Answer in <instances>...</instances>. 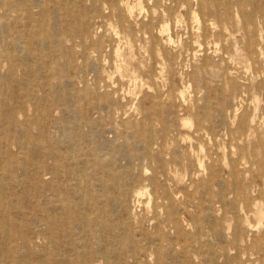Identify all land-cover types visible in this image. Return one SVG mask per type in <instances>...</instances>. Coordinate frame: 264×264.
Here are the masks:
<instances>
[{
  "label": "rangeland",
  "instance_id": "374dc122",
  "mask_svg": "<svg viewBox=\"0 0 264 264\" xmlns=\"http://www.w3.org/2000/svg\"><path fill=\"white\" fill-rule=\"evenodd\" d=\"M201 1L207 9L200 8ZM237 1H62L69 15H83L89 35L66 42L62 50L71 55L63 56L56 45L39 46L34 36L40 22L53 24L62 10L43 16L42 1L22 0L30 14H11L0 0V49H15L17 55L0 63V84L13 67L0 92V184L3 200L17 202L7 211L11 221H20V204L28 214L20 227L32 237L26 252L32 253L16 251L21 261H15L12 252L6 264H67L72 259L70 247L80 230L74 228L72 244L64 245L67 239L55 232L56 225L55 241L49 244L46 225L53 216L60 220L64 196L78 203L76 214L86 213L82 172L94 183L102 166H123L124 152L118 148L131 142L135 130L150 132L152 150H161L166 159L175 152L179 162L162 171L149 158L136 160L137 187L145 192L138 204L133 193L128 196L127 210L120 212L114 203L108 208V194L91 186L105 219L125 217L144 247L151 244L139 239L142 234L161 239L163 252L148 248L127 264H156L160 258L164 264H264V0H241L238 10ZM56 2L44 0L47 8ZM251 13L253 25H244V14ZM73 24L69 29L75 33ZM96 41L99 49L84 53ZM26 42L32 53L26 52ZM49 144L73 170L67 182L59 178L57 189L49 188L53 160L43 156ZM29 157L34 163L28 162L26 172L18 162ZM151 177L158 181L156 189ZM95 212L94 207L92 216ZM168 212L175 222H166ZM236 233L241 234L237 242Z\"/></svg>",
  "mask_w": 264,
  "mask_h": 264
},
{
  "label": "bare ground",
  "instance_id": "6f19581e",
  "mask_svg": "<svg viewBox=\"0 0 264 264\" xmlns=\"http://www.w3.org/2000/svg\"><path fill=\"white\" fill-rule=\"evenodd\" d=\"M18 1L22 2V0H18ZM40 1H42V2H40L39 6H40V9H41L43 16L50 15V14L57 15L55 12L58 10H62V13L58 16L59 17L58 20L55 21L53 24L45 23L44 21H42L38 24L40 29L38 30V32H36V35H34L36 37V42L38 43L39 46H43V45H47V44L56 45L58 48V51H62L61 53L63 54V56H67L68 54L71 55V50H69V51L62 50L63 48L65 49L66 42L73 41L74 39H77V38H85L86 39L89 36L85 32L86 30L83 29V25L85 23L84 22L85 19H84L83 15L82 14L69 15L70 10L64 4H60V2L67 1V0H56L57 2L55 3L54 7H52V8H47V6L44 4V0H40ZM81 1H84V0H81ZM104 1H106V0H91V3H93V4L95 2H101L102 3ZM253 1H255V0H253ZM1 2H2V4L8 6L9 9L11 8L9 11L11 14L23 12V13H26V15H29L31 12L30 8H29V4L26 2H22V3L20 2V3H14V4L9 2L8 0H1ZM106 5H108V4L106 3ZM240 5H243V3L241 0H238L237 1V10L242 8V6H240ZM223 6H224L223 12H227L229 10V5L227 3H225ZM200 8L202 10L207 9L208 8L207 2L201 1L200 2ZM213 13L219 18L221 17V14L218 13V9H215L213 11ZM71 16H72V20L75 17V21L73 20V22L75 24H73L70 21ZM114 17H116V16H114ZM253 19H254V16L252 13L251 14H244V22H243L244 25H247V24L253 25V22H254ZM2 21H4V20H2ZM2 21L0 20V26L3 25ZM72 24H73V26L76 25V28H78V29H76L75 33H72L71 29H69V27ZM51 31H53L54 33H50ZM60 32H62L61 36L58 34ZM215 41H217V40H215ZM96 42L97 43H95V44H90L92 47L87 45V47L84 48V53H86V52L89 53L90 50L95 51L96 49H99L98 41H96ZM16 43H17V41L14 40L13 42H11V45L14 46ZM27 43L28 42L25 43L26 52L29 51L30 53H32V47H31L32 45H31V43H28V44ZM217 43H218V41H217ZM26 44H27V46H26ZM123 45H124V43H123ZM14 50L15 49L12 50V48L9 50L8 49H0V63L2 62L1 60L7 61L9 63L10 61L17 59V55L14 54V52H13ZM222 55H224V54H222ZM199 56H201V55H199ZM12 74H13V67H10L7 70L6 76L3 75L1 77L2 83L0 84V92H3V94H4V90L6 88L5 81L7 82V79ZM10 79H12V77ZM26 80H27V78H26ZM138 80H139V78H138ZM196 83H197V81H196ZM211 83L214 84V82H211ZM219 84H220V82H219ZM0 108H1V105H0ZM158 109H160V108L158 107ZM258 111H260V110H258ZM123 124H125V123H123ZM129 126H130V124H129ZM68 135H69L68 137L70 139L74 138L72 133H70ZM227 142H230V141H227ZM153 143H154V140L151 137L150 132H148L147 130H135V131H133V135L131 137V142L126 141L123 144V146L118 148V150H120L121 152H124L123 153L124 154L123 166H120V168L117 170H116V168L111 166V164L106 165V166H102L101 167L102 175L94 183L90 180V177H89L90 175L82 172L81 179L84 181V188H83V196L81 197V200H82L81 204L84 206V209L86 210V213L83 210L84 215L79 216V213L76 214V207H78V203L73 202L72 198H70L69 196H64L62 198L61 205L58 207L60 210V213H61L60 220H58L59 217L53 216V218H51V220L48 221V223L46 225L47 230H48L47 242L50 244V243H53L55 241L54 234L56 232L58 235H63L64 239H67L66 242L64 243V245H66V244L71 245L72 244L71 238L73 236L74 228H77L80 230L79 231V237L74 238V239L72 238L73 241L77 240L76 241L77 243L75 242V246L70 247V250L73 251V253H72L73 257H72V259H68L67 264H93V263L97 262L98 260H103V264H127V261L130 258L132 259V262L135 263V261H133V260H136L137 256L142 251H145L148 248L151 249L152 251L156 252V253L163 252L164 247L161 246V239L157 240V239L151 237V235H153L151 233H149V235L148 234H142L139 238V239L144 238V240H146L148 242V244H151V245H148V247H144L142 244H140L138 239H136V237H134L133 232L131 234V228L129 227V225L124 222L125 217L124 218L119 217V219H121V220L115 219L113 221L109 220L108 218L105 219V217L102 215V211H100V210H102L103 206H101V204L97 202L98 199L95 200V196H93L92 189H91V186L93 185L96 188H100L104 194H108V199L110 202L108 204V208H111L110 206H113L112 204L114 203L113 208H115V210L119 211V212L122 210H127V203L126 202H127L128 196L132 195V193L135 196V198L137 199L135 203L138 204L140 202L139 197L144 194L145 188L137 187L138 183L140 181V177L138 174H136L134 172L135 161L143 159V158H149L152 161L158 162V166L162 169V171H166V169L169 167L170 164H176L177 162H179V156L176 155L175 152L170 153V158L166 159V158H164L161 150H158V151L152 150L151 146ZM49 145H50L49 147L44 148L43 156L44 157L46 156L49 159L53 160L52 169H53L54 176L51 179L52 182L50 183L49 188L50 189H57L59 187L58 184H60V182H58L59 178L65 180L67 182L69 175L73 172V170L66 163V157H63V155L59 151L53 150L51 148V146H52L51 144H49ZM32 154H33V151L31 152L30 155H32ZM101 156H103V155H101ZM28 162L34 163L33 158L29 157V161H26L25 159H23L22 161L18 162V164L21 165V168H23L27 172ZM84 164H85V162H84ZM221 167H222V165L220 166V168ZM251 169H252V167H251ZM4 171L9 172L11 170H10V168H7V169H4ZM151 180H152L153 188L156 189V186L158 184L157 179L155 177H151ZM4 189H5L4 186L2 184H0V219H1V221H0V264H6L7 258L9 255L12 254V252L15 253L12 255V259L15 261H21V260H19L20 257H18L16 255V253H17L16 251H18V253L20 251H24L26 253L30 249V243H31V238H32V237L27 238L26 236H24V233L26 231L24 229H21V227H20L21 225H25L28 221V214L24 210L25 208L22 207L20 204H19V207L17 209V211H18L17 212L18 213L17 219H20V221H18L19 223L11 221L10 215L7 213V211L9 209V207L17 205V202L16 203L13 202V200L11 198L9 199V201L3 200L4 194H5L3 191ZM41 192L42 191L38 190V191H36L35 194H40ZM73 192L78 193V189L73 188ZM27 194L28 193L24 194V196H26ZM38 207H39V205H38ZM94 207H95L96 212H95V215L92 216L91 211L93 210ZM259 213H260L259 214L260 216L263 215L261 211ZM127 216H129L128 213H127ZM198 216H199V214H198ZM17 219H15V220H17ZM40 221L41 220L38 219V221H36V222H40ZM173 221H174L173 212H168L167 217H166V222H173ZM124 224H125V229H124ZM56 225H58L59 229H58V231L54 232L53 230H54V227ZM134 227H135V224H134ZM70 229H71V232H70ZM82 231L84 232V234L81 235ZM97 232H99V234H97ZM35 235H37V234H35ZM240 235L241 234H239V233H236L234 235L235 236L234 237L235 242H237L240 239ZM37 236H39V235H37ZM37 238H42V237H37ZM91 238H95V239H93L91 241ZM106 240L109 242L105 243ZM82 241L84 243H82ZM86 242H92L93 244L90 243V245H88V244H85ZM169 243L171 244L172 241L169 240ZM112 250L113 251L115 250L114 256H110V253ZM31 253L32 252H28L26 254H31ZM22 256H25V254L24 255L21 254V258H23ZM156 264H164L163 258L157 259ZM169 264H173V263L170 262ZM184 264H198V263H193V262L190 263V260H189L188 263H184ZM207 264H214V260L207 261ZM215 264H217V263L215 262Z\"/></svg>",
  "mask_w": 264,
  "mask_h": 264
}]
</instances>
